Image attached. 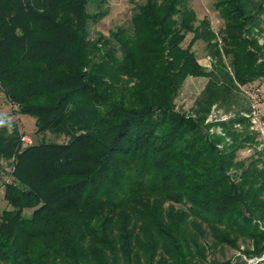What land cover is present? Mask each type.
I'll use <instances>...</instances> for the list:
<instances>
[{"label": "trees", "instance_id": "trees-1", "mask_svg": "<svg viewBox=\"0 0 264 264\" xmlns=\"http://www.w3.org/2000/svg\"><path fill=\"white\" fill-rule=\"evenodd\" d=\"M106 2L0 0V90L37 133L67 138L22 147L0 113V159H12L0 264H193L239 238L260 257L264 148L238 160L256 143L245 118L221 123L231 142L204 121L236 83L264 80V45L245 36L264 33V0L214 2L222 50L191 0H143L129 29L91 39ZM198 40L215 59L208 72L190 51ZM190 74L209 77L194 116L174 103Z\"/></svg>", "mask_w": 264, "mask_h": 264}, {"label": "rangeland", "instance_id": "rangeland-1", "mask_svg": "<svg viewBox=\"0 0 264 264\" xmlns=\"http://www.w3.org/2000/svg\"><path fill=\"white\" fill-rule=\"evenodd\" d=\"M216 0H191V7L195 11L198 23L206 18L211 30L216 34L215 41L219 49L222 47L220 30L223 28V20L214 10L213 4ZM143 0H107L105 8L108 10L107 15L99 22L90 23L89 31L90 38L95 39L99 35L108 37L110 32L115 31L118 27L130 28L131 17L136 11L139 4ZM89 12H95L94 7H89ZM254 36L260 46L264 45V33L253 29ZM192 38V34H187L183 42L182 48H186ZM222 50V49H221ZM190 51L193 52L199 67L205 72L212 69V64L215 59L208 54L205 42L198 40L191 45ZM224 62L229 72L231 66L229 59L224 56ZM258 63H264V49L258 55ZM209 81V77L203 75L190 74L186 77L178 94L174 100L177 110L187 113V115L194 116L197 100L202 95L204 88ZM237 89L233 91L229 97V102L225 104H214L204 123L212 125L210 133L215 132L219 136H224L222 133L221 123L235 120L238 117L245 118L248 125V133L255 136V145H248L244 149L237 152L238 160H246L254 153V148L260 150L264 148V80L255 81L252 84L241 86L236 83ZM0 113L16 125L20 131L21 136H27L30 143H24L21 140L22 147L29 145H37L41 142H58L64 143L67 138L64 136H55L50 133H37L35 127V119L29 115L19 114L16 105L10 103L0 90ZM234 129L242 131L243 127L240 124H234ZM225 137V136H224ZM226 142H231L230 138L225 137ZM10 161L0 159V215L3 210L8 209L6 200L4 199V184L11 181L10 173L12 167ZM176 207H180L176 205ZM30 210H24L23 214L28 217ZM209 244L212 243L210 237L206 240ZM238 248H232L227 245L212 247L206 253L205 260L195 259L193 264H206L210 262H225L230 261L231 264H264V254L260 257H249L246 253L251 252L252 245L248 240L239 238L237 241ZM121 264H124L121 259ZM171 264V263H167Z\"/></svg>", "mask_w": 264, "mask_h": 264}, {"label": "built area", "instance_id": "built-area-1", "mask_svg": "<svg viewBox=\"0 0 264 264\" xmlns=\"http://www.w3.org/2000/svg\"><path fill=\"white\" fill-rule=\"evenodd\" d=\"M21 140H22V142H24V143H30V140H29V138L27 137V136H22L21 137Z\"/></svg>", "mask_w": 264, "mask_h": 264}, {"label": "clouds", "instance_id": "clouds-1", "mask_svg": "<svg viewBox=\"0 0 264 264\" xmlns=\"http://www.w3.org/2000/svg\"><path fill=\"white\" fill-rule=\"evenodd\" d=\"M0 123H2V122H0Z\"/></svg>", "mask_w": 264, "mask_h": 264}]
</instances>
